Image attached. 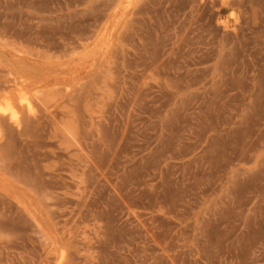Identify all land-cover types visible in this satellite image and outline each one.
<instances>
[{
  "label": "rangeland",
  "instance_id": "1",
  "mask_svg": "<svg viewBox=\"0 0 264 264\" xmlns=\"http://www.w3.org/2000/svg\"><path fill=\"white\" fill-rule=\"evenodd\" d=\"M4 103L0 264H264V0H0Z\"/></svg>",
  "mask_w": 264,
  "mask_h": 264
},
{
  "label": "clouds",
  "instance_id": "2",
  "mask_svg": "<svg viewBox=\"0 0 264 264\" xmlns=\"http://www.w3.org/2000/svg\"><path fill=\"white\" fill-rule=\"evenodd\" d=\"M41 93L39 91H35L32 93L33 97H39ZM21 98L19 100V103L22 106H27L28 109V114L35 118L38 113L35 107H33L31 99L29 98L28 94L26 93H21L20 94ZM0 117H7L9 121L13 124H15L17 127L20 126L21 122V113L16 110L15 107L12 106L11 103H4L0 105Z\"/></svg>",
  "mask_w": 264,
  "mask_h": 264
},
{
  "label": "bare ground",
  "instance_id": "3",
  "mask_svg": "<svg viewBox=\"0 0 264 264\" xmlns=\"http://www.w3.org/2000/svg\"><path fill=\"white\" fill-rule=\"evenodd\" d=\"M113 1H116V0H113ZM241 1V0H240ZM216 2V1H215ZM113 4V3H112ZM111 4V5H112ZM234 4V3H233ZM230 5V4H229ZM232 5V4H231ZM108 8V7H107ZM111 7H109V9H110ZM108 10V9H107ZM139 11V10H138ZM137 12V11H136ZM106 13H107V11H106ZM134 15V14H133ZM102 16V15H101ZM101 20H103L102 18H101ZM100 20V21H101ZM97 22V21H96ZM15 81V80H14ZM16 82H18V81H16ZM2 86V85H1ZM2 89V88H1ZM54 90V89H53ZM3 91V90H2ZM34 107V106H33ZM44 111V110H43ZM29 122H31V121H29ZM5 125H7V124H4V126ZM10 125V124H9ZM30 127V126H29ZM7 128V127H6ZM10 128V127H9ZM22 128V127H21ZM4 129H5V127H4ZM9 130V129H8ZM24 130V129H23ZM31 130V129H30ZM5 131V130H4ZM23 132V131H22ZM32 132V131H31ZM9 134V133H8ZM35 134V133H34ZM21 135V134H20ZM25 135H26V133H25ZM9 136V135H8ZM25 137V136H24ZM0 146H2V145H0Z\"/></svg>",
  "mask_w": 264,
  "mask_h": 264
}]
</instances>
